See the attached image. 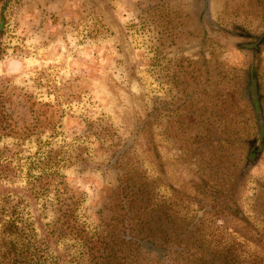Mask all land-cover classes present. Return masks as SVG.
<instances>
[{
    "label": "rangeland",
    "instance_id": "374dc122",
    "mask_svg": "<svg viewBox=\"0 0 264 264\" xmlns=\"http://www.w3.org/2000/svg\"><path fill=\"white\" fill-rule=\"evenodd\" d=\"M203 11V0L9 2L0 218L16 208L45 259L77 264L85 248L58 233L63 202L119 264H223L230 251L232 264H264V145L253 162L247 89L254 63L264 113V46L237 47L264 32V0Z\"/></svg>",
    "mask_w": 264,
    "mask_h": 264
},
{
    "label": "trees",
    "instance_id": "16d2710c",
    "mask_svg": "<svg viewBox=\"0 0 264 264\" xmlns=\"http://www.w3.org/2000/svg\"><path fill=\"white\" fill-rule=\"evenodd\" d=\"M11 0H3L2 11L0 14V58L4 55L5 49L3 47V38L5 36V11ZM43 176V175H42ZM40 176V177H42ZM36 177V176H34ZM32 184L31 193L34 192L35 183ZM49 189H43L38 194L48 191ZM67 189L59 187L58 198L62 196V193H66ZM233 193L232 190L228 191ZM59 213L64 219L58 218L56 222L57 230L61 237H65L68 233L73 235L74 240H79L85 245L82 253L75 256V261L77 264H119L117 260L113 257L114 251L109 246L108 241L111 243L110 239H98L92 242L88 240L86 236V230L77 228V222L74 221L75 209H70L69 205L60 202ZM5 212V213H4ZM3 212V215L7 217L9 212L13 213V218L9 221H3L0 218V264H70L68 257L59 253L58 257L51 258L52 261L45 259V245L39 244L36 246L32 230L30 227L21 220L19 213H17L16 208H8ZM14 215L16 217H14ZM78 231H77V229ZM75 230V233H73ZM71 232V233H70ZM127 240V239H126ZM129 241V240H127ZM91 242V243H90ZM90 243V244H89ZM113 243V242H112ZM49 251V246L47 244V250ZM183 253V252H180ZM259 257V256H257ZM74 258V255H73ZM223 264L236 263L240 260V256L237 253H232L231 251L223 255ZM258 259V258H257ZM253 261L256 264L258 261ZM71 262V261H70Z\"/></svg>",
    "mask_w": 264,
    "mask_h": 264
},
{
    "label": "flooded vegetation",
    "instance_id": "af4514ba",
    "mask_svg": "<svg viewBox=\"0 0 264 264\" xmlns=\"http://www.w3.org/2000/svg\"><path fill=\"white\" fill-rule=\"evenodd\" d=\"M209 7H210V0H203V16L209 17ZM244 36H240L244 39H254V41H247V42H241L237 44V47L243 50L252 51L253 53L257 54L261 51V47L264 46V32L260 36H253L249 33L243 34ZM249 84H248V94L249 98L252 101V105L254 108V111L256 113L257 119H258V129L260 132V142L259 145H257V141H252V148H251V157L254 156L253 162L255 161V158H257L261 150L263 148V142H264V113L262 109V103L261 99L262 96L259 94V80L255 72L254 63L250 66L249 73ZM254 97L257 98V102L255 101ZM259 111H261V115H259ZM262 121V123H261Z\"/></svg>",
    "mask_w": 264,
    "mask_h": 264
},
{
    "label": "water",
    "instance_id": "95a60500",
    "mask_svg": "<svg viewBox=\"0 0 264 264\" xmlns=\"http://www.w3.org/2000/svg\"><path fill=\"white\" fill-rule=\"evenodd\" d=\"M254 99H255V101L257 102V98L254 97ZM259 115H261V111H259ZM261 123H262V121H261Z\"/></svg>",
    "mask_w": 264,
    "mask_h": 264
}]
</instances>
